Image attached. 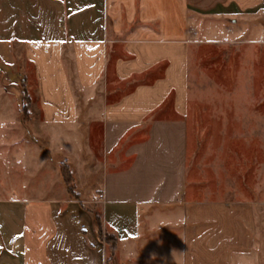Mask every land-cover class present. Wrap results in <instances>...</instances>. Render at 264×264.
I'll use <instances>...</instances> for the list:
<instances>
[{"label": "crops", "instance_id": "obj_1", "mask_svg": "<svg viewBox=\"0 0 264 264\" xmlns=\"http://www.w3.org/2000/svg\"><path fill=\"white\" fill-rule=\"evenodd\" d=\"M206 48L241 50L246 75L260 60L264 148V0H0V264H106L95 213L117 264H264V192L189 194L190 74ZM13 54L31 67L33 141ZM58 154L89 180L90 209L49 169Z\"/></svg>", "mask_w": 264, "mask_h": 264}, {"label": "rangeland", "instance_id": "obj_2", "mask_svg": "<svg viewBox=\"0 0 264 264\" xmlns=\"http://www.w3.org/2000/svg\"><path fill=\"white\" fill-rule=\"evenodd\" d=\"M11 44L9 46L19 53L18 45ZM9 46L5 44L3 48L10 49ZM214 51L207 48L202 50L190 74L189 108L185 119L189 194L193 198L205 196L209 199L256 202L264 192L262 74L257 72L260 70V60H255V74L246 75L241 50L226 48ZM12 59L14 70L23 69L27 79L24 87L29 103L26 108L23 103L21 120L23 128L28 131V138L33 141L38 124L30 118L31 104L36 99L31 67L14 54ZM4 74H0L1 80H4ZM18 83L23 94V81ZM125 90L121 88L119 94ZM245 108L252 114H245ZM46 162H49V169L59 167L61 185L69 196L79 201L84 199L82 206L90 209L92 203L86 200L89 180L79 178L80 185H76L72 164H68L62 155H46ZM63 171H68L67 178ZM68 179L71 180L70 186L66 185ZM95 216L96 227L105 245L106 258L116 260V243L111 252L112 234L103 230L97 213Z\"/></svg>", "mask_w": 264, "mask_h": 264}, {"label": "trees", "instance_id": "obj_3", "mask_svg": "<svg viewBox=\"0 0 264 264\" xmlns=\"http://www.w3.org/2000/svg\"><path fill=\"white\" fill-rule=\"evenodd\" d=\"M25 85L23 84V98H24V107L26 108L28 103H29V97L26 93V88L24 87ZM63 174L64 176L67 178L68 177V171H63ZM69 180V179H68ZM71 180H69V182L67 181L66 182V185L67 186H70V182ZM73 197V196H71ZM99 236H100V239L102 238L101 236V232L99 231ZM112 238H110V240H112V243H113V246H112V249H111V252L115 249V243H116V240H115V237L113 235H111ZM106 264H117L116 263V260L115 259H109V258H106Z\"/></svg>", "mask_w": 264, "mask_h": 264}]
</instances>
